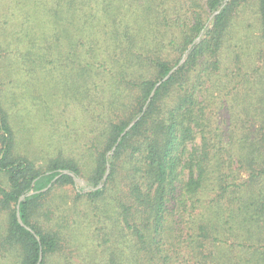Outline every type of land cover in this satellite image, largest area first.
Listing matches in <instances>:
<instances>
[{
  "label": "trees",
  "instance_id": "obj_1",
  "mask_svg": "<svg viewBox=\"0 0 264 264\" xmlns=\"http://www.w3.org/2000/svg\"><path fill=\"white\" fill-rule=\"evenodd\" d=\"M50 8L70 39L63 106L80 114L38 166L0 85V257L264 264V0Z\"/></svg>",
  "mask_w": 264,
  "mask_h": 264
},
{
  "label": "rangeland",
  "instance_id": "obj_2",
  "mask_svg": "<svg viewBox=\"0 0 264 264\" xmlns=\"http://www.w3.org/2000/svg\"><path fill=\"white\" fill-rule=\"evenodd\" d=\"M51 5L52 0H0V85L17 123L18 147L38 166L56 147L51 145L52 137L66 134L64 121L69 125L80 114L73 102L63 106L66 85L74 83L66 61L70 39L69 32L57 26ZM40 44L48 54L35 64L31 58ZM57 50L62 55H56ZM0 264L8 262L0 257Z\"/></svg>",
  "mask_w": 264,
  "mask_h": 264
},
{
  "label": "water",
  "instance_id": "obj_3",
  "mask_svg": "<svg viewBox=\"0 0 264 264\" xmlns=\"http://www.w3.org/2000/svg\"><path fill=\"white\" fill-rule=\"evenodd\" d=\"M181 62H182V60L178 63V65L179 64H181ZM177 67V66H176ZM176 67H174L173 69H175ZM172 69V70H173ZM171 72V71H170ZM169 72V73H170ZM169 73H168V75H169ZM167 75V76H168ZM167 76H165L164 78H163V80L167 77ZM157 86V85H156ZM63 173H68L66 170H63L62 171ZM21 198L22 197H19V199H18V203H17V205H16V217H17V219H18V221H19V223H21L22 225H23V223H22V221H21V218H20V215H19V202H20V200H21ZM41 259H42V254H41V252H40V254H39V258H38V262L36 263V264H40V262H41Z\"/></svg>",
  "mask_w": 264,
  "mask_h": 264
}]
</instances>
